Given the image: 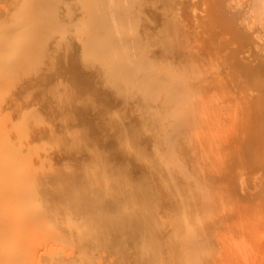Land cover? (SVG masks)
Segmentation results:
<instances>
[{
	"label": "bare ground",
	"instance_id": "6f19581e",
	"mask_svg": "<svg viewBox=\"0 0 264 264\" xmlns=\"http://www.w3.org/2000/svg\"><path fill=\"white\" fill-rule=\"evenodd\" d=\"M56 1L0 0V264H264V0Z\"/></svg>",
	"mask_w": 264,
	"mask_h": 264
},
{
	"label": "rangeland",
	"instance_id": "374dc122",
	"mask_svg": "<svg viewBox=\"0 0 264 264\" xmlns=\"http://www.w3.org/2000/svg\"><path fill=\"white\" fill-rule=\"evenodd\" d=\"M35 1H36V0H35ZM39 1H40V0H37V3H38L37 6H36V4H37L36 2H35L36 4H34V5H35V7H37V8H38V7H39V8L42 7V8H41L42 10L45 9V7L47 8V3H48V2H50V3H48V5L50 4V6H52V7H53L54 5H56V3H57L56 0H55V1H54V0H50V1H49V0H41V2H39ZM46 1H47V2H46ZM71 1H73V0H71ZM74 1H75V0H74ZM121 1H122V0H121ZM130 1H131V0H130ZM136 1H137V0H136ZM148 1L150 2V0H146V1H143V2L141 3V6H144V7L141 8L140 12H139V10L137 11V14H139V16H137V14H134V16L136 15L135 17L140 18V17L142 16V14H143L142 17H145V18H146V16L148 17V15H150L149 13H148L146 16L144 15V12L146 11V10H145V6H146V5H144V4H145V3L148 4V3H149ZM151 1H152V3H153V4H151V5H152V6L155 5V7L160 8V10H161V8L163 7V5L166 6V4L169 5L168 3H170L169 0H163V1H162V0H158V1H160V3H164L163 5L160 4L162 7H159V6H158V5H159V2H158L157 0H154V2H155V1L157 2V3L155 2L156 4H154L153 0H151ZM167 1H168V2H167ZM175 1H176V0H175ZM179 1H180V0H179ZM179 1L177 2V3H178V4H177L178 7L180 6V4H179L180 2H179ZM181 1H183V0H181ZM68 2H69V3H72V2H70V0H68ZM101 2H102V3H101ZM105 2H106V0H101V1L99 2V3H100L99 5H101V6H100L101 8H104V9L107 8V5H106ZM118 2H119V4L122 5L123 7L127 6L128 4H129L130 7H131V5H133V4L136 3V2H134V1H132L133 4H130V2H128V1L126 0V1H125L126 5H123V4H125V3H121L120 0H119ZM122 2H123V1H122ZM137 2H141V0H138ZM147 2H148V3H147ZM171 2H174V1H171ZM187 2H188V0H187ZM39 3H42V4H40V6H39ZM103 3H104V4H103ZM182 3H183V2H182ZM182 3H181V4H182ZM108 4H109V3H108ZM136 4H138V3H136ZM185 4L187 5L186 2H185ZM188 4H189V3H188ZM149 5H150V4H149ZM156 5H157V6H156ZM170 5H172V3H171ZM174 5H176V3H175V4L173 3L172 6H166L167 8H164V9H162L161 11L158 10L157 8H154L155 10H156V9H157V10L155 11V10L153 9V11L156 12V15H159V16H160V17L158 18V21H159V19H163V18H161L162 16L164 17V16L168 15L167 13L171 10L169 7H172V8L174 7V8L177 10L178 7H176V6H174ZM109 6H110V5H108V7H109ZM122 6H121V7H122ZM138 6H140V5H137L136 7H138ZM141 6H140V7H141ZM165 6H164V7H165ZM183 6H184V5H183ZM123 7H122V8H123ZM147 7H148V6H147ZM150 7H151V6H149V9L153 8V7H151V8H150ZM180 7H181V6H180ZM185 7H187V6H185ZM39 8H38V10H39V12H41L42 10H40ZM126 8H129V7H125L124 9H126ZM131 8H132V10H133V7H131ZM138 8H139V7H138ZM174 8H173V11H170V14H169V15H172V14H176V15H177V14H178V12L176 13V10H174ZM187 8H188V12H189L190 10H191V11L193 10V6H192V9H191V7H190V9H189V7H187ZM99 9H100V8H99ZM134 9H136V8L134 7ZM139 9H140V8H139ZM142 9L145 10V11H143V13H142ZM165 9H168V11H166ZM179 9H180V8H179ZM126 10H128V9H126ZM126 10H123V12L126 11ZM151 10H152V9H151ZM151 10H149V11H151ZM164 10L166 11V13H165ZM95 11H97V8H96V10H95V7H94V8H93V12L95 13ZM119 11H120V10H119ZM119 11H117V13H119ZM134 11H135V10H134ZM149 11H147V12H149ZM153 11H152V12H153ZM159 11H160L161 13H160ZM179 11H180V10H179ZM181 11L183 12V14H184V11H185L186 14H184V15H186L185 17L188 18V17H187L186 9L183 10V9L181 8ZM39 12L36 11V14L39 13ZM123 12L121 11L122 14H124ZM132 12H133V11H132ZM132 12H131V9H130V13H132ZM138 12H139V13H138ZM147 12H145V13H147ZM157 12H159V13L157 14ZM171 12H173V13H171ZM182 12H181L180 16L183 15ZM192 12H193V11H192ZM192 12H191V13H192ZM117 13H116V14H117ZM130 13H129V15H130V17H131V14H130ZM133 13H134V12H133ZM150 13H151V12H150ZM153 13H154V12H153ZM153 13H151V14H153ZM163 13H164L165 15H164ZM179 13H180V12H179ZM105 14H106V13H105ZM161 14H162V16H161ZM37 15H38V14H37ZM53 15H54V14H53ZM119 15H120V14H119ZM119 15H115V18H116L117 16H118V17H121V16H122V19H123V16H124V15H121V16H119ZM129 15H128V16H129ZM153 15H154V14H153ZM153 15H150L151 17L149 16V18L151 19ZM156 15H155V17H158V16H156ZM169 15L166 16L165 18H166V19H167V17L170 18L171 16H169ZM176 15H175V16H176ZM189 15H190V16H189ZM39 16H41V17H39L40 20H39V22L37 23L36 27H34V29L36 30V34H37V36H36V37H37V44H38V49H37V50H39V51H38V55H39V54H40V55L42 54V55L45 57V59H46L47 56L50 57V58H52V57H51L52 55H50V53H51L50 51H52V54L54 55V54H55V49H54V51H53L52 49H53L55 46H54V47L52 46V47H51L52 49L50 48V49H48L46 52H42V50H43V48H42L43 44H42V43H43V40H44L43 38H45L46 34L48 33V30H51L53 27H56V28H57V26L60 24V21H64V18L61 17L59 14H55V16H52V17H54L55 19H52L51 15L48 17L49 19H48V18H45L44 14L41 15V13L39 14ZM56 16H57V17H56ZM109 16H110V15H109ZM109 16H108L107 18H108V20H109L108 22H109L110 25H111V21H112V20H110L111 17H109ZM177 16L179 17V14H178ZM188 16H189V18H191L192 15L188 13ZM50 17H51V18H50ZM130 17H128V18H130ZM178 17H177V19L180 20ZM185 17L182 16V19L184 18L185 21H188L189 19L186 20ZM78 18H79V16L77 17L76 23H78L77 21H80V18H79V19H78ZM128 18H127V19H128ZM137 18H136L135 20H138ZM149 18H147V20H150ZM172 18H174L173 15H172V17H171L169 20H172ZM51 19H52V20H51ZM60 19H61V20H60ZM140 19H141V18H140ZM142 19H143V18H142ZM177 19L175 18V20H177ZM184 19L181 20V22L177 20L178 22H180V23L177 25L178 28H179L180 24L182 23V21H184ZM53 20H56V21H55L56 24H53ZM115 20H116V19H115ZM115 20H113V22H114ZM117 20H118V21H117ZM117 20H116V21L119 22V19H118V18H117ZM153 20H155V19H153ZM153 20L151 19V20H150L151 22L149 21L150 24H151V26H150V24H148L149 22H146L147 25L144 23L145 21H144L143 23H144L149 29H150V27H151V29H155V31H156V30H158V29H157V28H158L157 25H159V24H158V22H155V21H153ZM173 20H174V19H173ZM175 20H174V21H175ZM129 21H131V20H129ZM133 21H134V20H133ZM140 21H141V20H140ZM140 21H139V22H136L137 25L135 24V26H136L135 29H137L138 23H139V25H142V24L140 23ZM163 21H165V19L162 20V23H161V21H159V23L161 24V25L159 26V27H161L160 29H164V27L162 28V26H166V25H167V24H166V25H163V24L165 23V22H163ZM167 21H168V19H167ZM167 21H166V22H167ZM177 21H175V22L178 23ZM189 21H190V22H189ZM189 21H188V22H189V25H190L191 20H189ZM49 22H50V23H49ZM125 22H126V21H125ZM125 22H124V23H125ZM127 22H128V21H127ZM127 22H126V23H127ZM153 22L157 23V24L155 25L157 28H155V26L152 25ZM48 23H49L50 25H49ZM131 23H132V22H131ZM131 23L128 22V23H127V26H129V27H127V26H126V27L129 28V29H131L130 25H128V24H131ZM155 23H154V24H155ZM176 23H174L175 26H174V24H171L173 28L176 27ZM183 23H184V22H183ZM186 23H187V22H186ZM192 23H193V24H192ZM192 23H191V25H193V26L196 25V24L194 23L193 20H192ZM132 24H133V23H132ZM144 24H143V26H144ZM54 25H55V26H54ZM102 25H103V24H102ZM102 25H100V26L97 27V28H99L98 31H99L100 33H103V34H104V33H106V29H107V27H105V28H104V27H101ZM125 25H126V24H125ZM187 25H188V23H187ZM187 25H186V24L184 25V27L186 26V27H185L186 30H187V27H188V28L190 27L189 29H190L191 31H192V29L194 30V31L191 32V34L195 33V31L198 30V28L196 29L197 26H195V28H194V27L191 28V26H189V25L187 26ZM52 26H53V27H52ZM75 26H76V24H75ZM103 26H104V25H103ZM49 27H50V28H49ZM100 27H101L102 29H104V31L101 30ZM138 27H139V26H138ZM167 27H168V28L165 27L166 30H165V29H164V30H165V32L169 33V31H170V29H171V28H170V25L168 24ZM97 28H96V29H97ZM139 28H141V27H139ZM145 28H146V27H145ZM148 28H147V29H148ZM173 28H172V29H173ZM47 29H48V30H47ZM132 29H134V28L132 27ZM132 29H131V30H132ZM143 29H144V28H143ZM149 29H148V30H149ZM175 29H176V28H175ZM185 29H184V30H185ZM189 29H188V30H189ZM195 29H196V30H195ZM144 30H145V29H144ZM144 30H143V31H144ZM148 30H147V31H148ZM168 30H169V31H168ZM177 30L179 31L180 29H177ZM177 30H176V32L178 33ZM136 31H137V30H136ZM138 31H139V30H138ZM138 31H137V33H138ZM140 31L142 32V30H140ZM145 31H146V30H145ZM152 31H154V30H152ZM152 31H151V32H152ZM155 31H154V34H155ZM158 31H160V30H158ZM158 31H156V32H158ZM172 31H173V32H170V35H171V33H172V35H176V36H177V33L174 34V33H175V32H174L175 30H172ZM45 32H46V33H45ZM133 32H134V30H133ZM187 32H188V31H187ZM189 32H190V31H189ZM189 32H188V33H189ZM134 33H136V32H134ZM134 33H131L132 35H131V34H130V35L133 36ZM139 33H140V32H139ZM144 33H146V32H144ZM144 33H143V34H144ZM149 33H150V32H149ZM159 33L162 34L161 32H159ZM159 33H157V35H158ZM163 33H164V31H163ZM207 33L209 34V32H207ZM207 33H206L205 35H208ZM212 33H213V32H212ZM140 34H141V36L143 35L142 33H140ZM147 34H148V33H147ZM154 34H153V36H154ZM178 34H179V33H178ZM186 34H187V33H186ZM210 34H211V32H210ZM134 35H135V34H134ZM148 35H149V34H148ZM148 35H147V37H145V38L142 37V38H143V39H148V37L150 36V35H149V36H148ZM155 35H156V34H155ZM181 35H182V34H180V36H181ZM189 35H190V33H189ZM131 36H130V37H131ZM138 36H139V35H137V37H138ZM144 36H145V34H144ZM180 36H179V37H175V38H176L175 41H174V39H173V41L171 40L170 45L172 44V42H176V41H178V40H179L180 42H177L176 44L179 43V45H180L181 43H183V42H181L183 39H181ZM191 36H192V35H190V37H191ZM135 37H136V36H135ZM151 37H152V34H151L150 38H151ZM155 37H157V36H155ZM160 37H161V36H160ZM187 37H188V35H187ZM187 37H186V38H187ZM190 37H188V39H190ZM205 37L207 38V36H205ZM209 37H211V36H208L207 41H208V42H209V41L212 42V39L209 40ZM139 38H141V37H139ZM172 38H174V36H173ZM178 38H180L181 40L178 39ZM212 38H213V37H212ZM55 39H57L56 36H55ZM55 39H54V40H55ZM129 39H130V38H129ZM137 39H138V38H137ZM153 39H154V38H152L150 41H152ZM156 39H157V38H156ZM158 39H159V38H158ZM160 39H161V38H160ZM126 40H127V39H126ZM132 40L135 41L134 38H132ZM201 40H202V39H201ZM136 41H137V40H136ZM138 41H139V40H138ZM140 41H142V39H140ZM143 41H144V40H143ZM147 41H148V40H147ZM154 41H155V40H154ZM154 41H153V42H154ZM158 41H159V40H158ZM158 41H157V42H158ZM169 41H170V40H169ZM169 41H168V42H169ZM198 41L200 42V39L197 40V42H198ZM204 41H205V40H204ZM207 41H205L206 43H204V44H208ZM148 42H149V41H148ZM148 42L145 41L144 44H146V43L149 44L150 42H149V43H148ZM160 42H161V40H160ZM160 42H159V46H161V45H160ZM190 42H191V45H190ZM192 42H195V43H196V41H194L193 39H192V41H191V39H190V41H189V43H188L190 46L188 45V47H192V46H194V45L196 46L197 43H196V44L194 43V45H192V44H193ZM210 42H209V44H208V45H210V47H209L208 45H206V46L209 47V50H207V51H208V52H212V53H216V51H218V47H219V45H216L215 43H214V44H213V43L211 44ZM111 43H112V42H111ZM113 43H114V44H111V45H110L111 47H115V48H111L113 51L116 50V49H117V50H118V49H121L122 46H123V47H127V45L124 46V44H126V41L124 42V44L122 43L123 45H121V46H120V45L118 46V44L120 43L118 40H115V42H113ZM128 43H129V42H127V44H128ZM132 43H135V42H132V41H131V43H130V44H131V48H130V49L128 48L129 51H131V50L133 51V48H132V47H133V46H132L133 44H132ZM138 43H139V42H138ZM142 43H143V42H142ZM202 43H203V41H202ZM166 44H167V43H166ZM88 45H89V44H88ZM142 45H143V44H142ZM152 45H153V44H152ZM152 45H151V46H152ZM157 45H158V43H157ZM179 45H178V46H179ZM128 46H129V44H128ZM137 46H138V45H137ZM137 46H135V47H137ZM173 46H175V45L173 44L171 47H173ZM178 46H177V47H178ZM197 46H198V48H199V45H197ZM203 46H204V45H203ZM214 46H215V47H214ZM216 46H218V47H216ZM119 47H120V48H119ZM139 47H141V46H139ZM139 47H138V48H139ZM145 47H146V46H145ZM147 47H148V45H147ZM153 47H154V46H153ZM163 47H164V46H163ZM168 47H170V46H168ZM177 47H176V48H177ZM204 47H205V46H204ZM204 47H203V50H205ZM213 47H214V48H213ZM156 48H158V46L156 47V44H155V48H154L153 54L155 53V54L157 55L158 52H155V51L161 50V49H163V48L158 49V50H157ZM178 48H179V47H178ZM193 48H195V50L197 49V47H193ZM201 48H202V46H201ZM219 48H220V47H219ZM75 49H76V48H75ZM77 49H78V48H77ZM88 49H89V46H88ZM140 49H141V48H140ZM140 49H139V50H138V49H135V50H136V51L138 50V51H137V54H138V55L140 54V56H141L143 53H142V52H141L142 54L139 53ZM142 49H144V48H142ZM145 49H146V48H145ZM150 49H151V48H150ZM150 49H149V50H150ZM155 49H156V50H155ZM170 49H171V50H172V49L174 50V48H169V50H170ZM89 50H90V49H89ZM135 50H134V52H136ZM152 50H153V48L151 49V51H152ZM190 50L192 51V49H189V51H190ZM198 50H201V49H197V51H198ZM203 50H202V51H203ZM210 50H211V51H210ZM214 50H216V51L214 52ZM77 51H78V50H77ZM77 51L74 50V52H77ZM142 51H144V50H142ZM145 51H146V50H145ZM145 51H144V52H145ZM162 51H163V52H166V51H164V49L161 50V51H160L161 54H160L159 57H157V58H161ZM191 51H190V52H191ZM205 51H206V50H205ZM49 52H50V53H49ZM53 52H54V53H53ZM192 52H193V51H192ZM192 52H191L192 55H193V53L196 54V51H194L193 53H192ZM45 53H46V54H45ZM203 53H204V51H203ZM203 53H201V55H202ZM212 53H210V54H212ZM48 54H49V55H48ZM74 54H75V53H74ZM131 54H133V53H132V52H128V55H127V56H128L129 59L133 58V57H130ZM155 54H154V56L156 57ZM217 54H218V53H217ZM144 55H145V53H144ZM146 55H147V51H146ZM163 55H164L163 58H161V59H163V61L159 59V60H160V63L165 61V60H164V58H165V53H164ZM197 55H199V53H197V54L195 55V59H194V57H192V56H188V57H190V59L192 58V59H194V60H197V57H196ZM151 56H152V55H151ZM154 56H153V57H154ZM193 56H194V55H193ZM199 56H200V55H199ZM202 56H203V55H202ZM146 57H148V56H146ZM146 57H144V60H145ZM153 57H152V58H153ZM188 57H187V58H188ZM120 58H121V59H120ZM123 58H124L123 55L119 54L118 60H119V59L122 60ZM135 58H136V57H135ZM135 58L132 59L131 61H134ZM149 58H150V57H149ZM157 58H156V61H157ZM176 58H177V60L180 58V59H179V61L181 60L180 62H182V61H186V62L191 61L190 59H187L186 57H182V56H179V58H178V57H176ZM176 58H175V60H176ZM181 58H182V59H181ZM200 58L202 59V57H200ZM48 59H49V58H48ZM102 59H103V57H102ZM141 59H142V58H141ZM147 59H148V58H146V60H147ZM154 59H155V58H153V60H151V61L153 62ZM124 60H125V59H124ZM139 60H140V59H139ZM139 60H138V61H139ZM142 60H143V59H142ZM142 60H141L140 62H143L144 64H147V63H145L146 60H145V61H142ZM135 61H136V60H135ZM151 61H148V63L151 62ZM89 62H92V61L90 60ZM157 62H158V61H157ZM191 62H192V61H191ZM153 63H154V62H153ZM155 63H156V62H155ZM87 64H88V62L85 63V66H86V67L83 66L84 64L82 65V68L85 67V69H83L82 71H87V70L89 71V69H88V67H87ZM151 65H152V63H151ZM153 65H155V64H153ZM160 65H162V64H160ZM83 73H86V72H83ZM86 75L88 76L89 74H86ZM86 75H85V77H87ZM90 77H92V76L90 75L89 78H90ZM89 78L87 77V79H89ZM85 79H86V78H85ZM85 79H84V80H85ZM87 79H86V81H87V83H88V80H87ZM90 80H92V79L90 78L89 81H90ZM64 81H65V80H64ZM90 82H91V81H90ZM90 82H89L88 84H91V83H92V82H91V83H90ZM87 83L84 82L85 85H86ZM88 84H87V85H88ZM88 86H90V85H88ZM88 86H87V88H89ZM55 87H56V86H55ZM194 88H195V87H194ZM194 88H193V86H192V91H195ZM56 89H57V88H54V89H52V91H53V90H56ZM190 90H191V87L189 88V91H190ZM95 92H96V91H95ZM96 97H98L97 94H96ZM99 97H100V96H99ZM101 97H102V96H101ZM97 100H99V99L96 98V101H97ZM100 106H101V105H100ZM100 106L98 105V103L95 104V107H94V109H93V111H92V114H95V115H96V113H97V115H98V114H99V113H98V107L100 108ZM101 107L103 108V106H101ZM96 109H97V110H96ZM95 111H96V112H95ZM112 117H114V116H112ZM112 117H111V118H112ZM111 118H110V120H111ZM112 119H113V118H112ZM114 120H115V119H113L112 121H114ZM112 121H111V122L109 121V122H110V125H112ZM113 125H114V124H113ZM110 127H111V126H110ZM43 243H44V242H42V244H43ZM38 244L40 245L41 243H38ZM42 244H41V245H42ZM39 245H37V247H38V248L40 247V249L42 248L41 251H38V248H37V250H35V251H31V253H33V257H35V258H36V256H37V253H38V252H41V253H45L44 251L47 252L46 249H43L44 246H39ZM44 245H45V244H44ZM47 245H48V244H47ZM47 245H45V247H46ZM48 247H49V246H47L46 248L48 249ZM35 248H36V246H34V249H35ZM40 249H39V250H40ZM36 251H37V252H36ZM34 252H35V253H34ZM41 253H40V254H41ZM38 254H39V253H38ZM40 254H39V255H40ZM35 255H36V256H35Z\"/></svg>",
	"mask_w": 264,
	"mask_h": 264
}]
</instances>
